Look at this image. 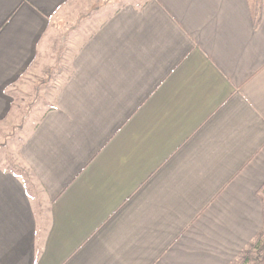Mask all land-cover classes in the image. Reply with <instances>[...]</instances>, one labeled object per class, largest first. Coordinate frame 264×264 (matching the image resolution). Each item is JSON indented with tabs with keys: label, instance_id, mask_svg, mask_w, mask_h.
<instances>
[{
	"label": "crops",
	"instance_id": "crops-1",
	"mask_svg": "<svg viewBox=\"0 0 264 264\" xmlns=\"http://www.w3.org/2000/svg\"><path fill=\"white\" fill-rule=\"evenodd\" d=\"M0 0V264H234L264 227V0ZM45 73V74H46ZM63 79H61V77ZM51 81L54 79H50Z\"/></svg>",
	"mask_w": 264,
	"mask_h": 264
},
{
	"label": "rangeland",
	"instance_id": "rangeland-1",
	"mask_svg": "<svg viewBox=\"0 0 264 264\" xmlns=\"http://www.w3.org/2000/svg\"><path fill=\"white\" fill-rule=\"evenodd\" d=\"M133 1L135 0H118V3H113V6L117 8L118 5ZM111 2L113 1L110 0ZM45 73L31 79L32 83H29L30 89L27 90L28 92L20 91L16 93L20 107L19 120L13 129H8L0 134V167L2 168H14L15 165L12 162L14 147L23 140L24 136L39 119L40 114L47 106V95L55 87L53 86V81L60 78L52 76L53 74L47 75ZM50 79L54 80L51 81ZM21 176L27 185H32V179L29 174L23 173ZM261 197L264 200V191L261 192ZM235 264L238 263L236 262Z\"/></svg>",
	"mask_w": 264,
	"mask_h": 264
},
{
	"label": "trees",
	"instance_id": "trees-1",
	"mask_svg": "<svg viewBox=\"0 0 264 264\" xmlns=\"http://www.w3.org/2000/svg\"><path fill=\"white\" fill-rule=\"evenodd\" d=\"M250 5L253 11L255 26L257 27L262 21L263 0H252V2L250 1ZM13 169L19 176L24 173L17 166H14ZM261 191H264V186ZM261 200L264 203V200ZM236 262L238 264H264V227L258 232L255 239L240 252Z\"/></svg>",
	"mask_w": 264,
	"mask_h": 264
}]
</instances>
